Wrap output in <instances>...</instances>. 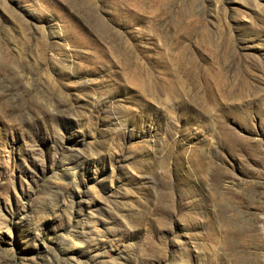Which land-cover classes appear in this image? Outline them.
I'll return each mask as SVG.
<instances>
[{"label":"rangeland","instance_id":"1","mask_svg":"<svg viewBox=\"0 0 264 264\" xmlns=\"http://www.w3.org/2000/svg\"><path fill=\"white\" fill-rule=\"evenodd\" d=\"M0 264H264V0H0Z\"/></svg>","mask_w":264,"mask_h":264}]
</instances>
